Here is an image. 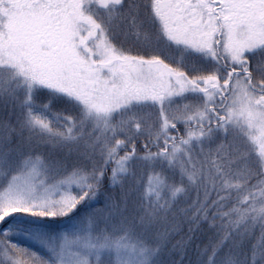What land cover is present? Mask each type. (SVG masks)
Wrapping results in <instances>:
<instances>
[{
	"label": "snow or ice",
	"instance_id": "snow-or-ice-1",
	"mask_svg": "<svg viewBox=\"0 0 264 264\" xmlns=\"http://www.w3.org/2000/svg\"><path fill=\"white\" fill-rule=\"evenodd\" d=\"M0 264H264V0H0Z\"/></svg>",
	"mask_w": 264,
	"mask_h": 264
},
{
	"label": "rangeland",
	"instance_id": "rangeland-1",
	"mask_svg": "<svg viewBox=\"0 0 264 264\" xmlns=\"http://www.w3.org/2000/svg\"><path fill=\"white\" fill-rule=\"evenodd\" d=\"M17 242L20 244L21 247L30 248L38 253L42 252V250L34 242L30 240L24 238H18Z\"/></svg>",
	"mask_w": 264,
	"mask_h": 264
}]
</instances>
